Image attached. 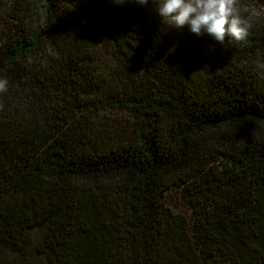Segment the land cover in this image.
Returning <instances> with one entry per match:
<instances>
[{
    "label": "trees",
    "instance_id": "16d2710c",
    "mask_svg": "<svg viewBox=\"0 0 264 264\" xmlns=\"http://www.w3.org/2000/svg\"><path fill=\"white\" fill-rule=\"evenodd\" d=\"M248 20L221 44L135 0H0V264H264Z\"/></svg>",
    "mask_w": 264,
    "mask_h": 264
},
{
    "label": "clouds",
    "instance_id": "9594fccd",
    "mask_svg": "<svg viewBox=\"0 0 264 264\" xmlns=\"http://www.w3.org/2000/svg\"><path fill=\"white\" fill-rule=\"evenodd\" d=\"M123 4L127 0H113ZM142 6L151 4L161 21L170 28L187 27L197 36L207 34L216 42L226 37L243 42L251 35V23L238 7L239 0H135ZM247 11V9H245ZM8 90V79L0 77V93ZM3 104L0 103V110Z\"/></svg>",
    "mask_w": 264,
    "mask_h": 264
},
{
    "label": "rangeland",
    "instance_id": "374dc122",
    "mask_svg": "<svg viewBox=\"0 0 264 264\" xmlns=\"http://www.w3.org/2000/svg\"><path fill=\"white\" fill-rule=\"evenodd\" d=\"M238 7L246 19L264 22V4L256 3L254 0H239ZM164 201L173 211L184 212L189 216L193 215L187 203L182 199L180 188L177 186H172L165 192Z\"/></svg>",
    "mask_w": 264,
    "mask_h": 264
}]
</instances>
